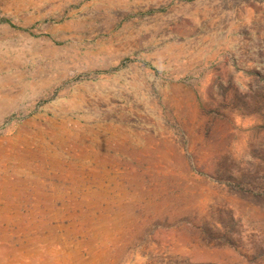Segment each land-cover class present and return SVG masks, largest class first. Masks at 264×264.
Here are the masks:
<instances>
[{"label": "rangeland", "instance_id": "1", "mask_svg": "<svg viewBox=\"0 0 264 264\" xmlns=\"http://www.w3.org/2000/svg\"><path fill=\"white\" fill-rule=\"evenodd\" d=\"M246 162L264 0H0V264H264Z\"/></svg>", "mask_w": 264, "mask_h": 264}, {"label": "trees", "instance_id": "2", "mask_svg": "<svg viewBox=\"0 0 264 264\" xmlns=\"http://www.w3.org/2000/svg\"><path fill=\"white\" fill-rule=\"evenodd\" d=\"M245 171L240 173L236 179L232 177V179H223L228 182L229 187H231V190L234 191V193L238 194L241 197L249 198L251 201L258 203L264 207V189L259 188L257 185L259 181L256 179V177H253V183H251V176L248 174L250 171L255 172V166H251L250 163L246 162ZM217 173H220V170L218 169ZM254 176V175H253ZM217 181H220L221 179L218 177Z\"/></svg>", "mask_w": 264, "mask_h": 264}]
</instances>
